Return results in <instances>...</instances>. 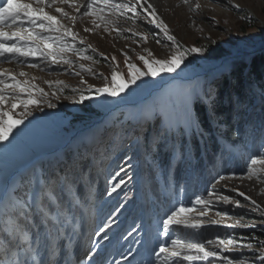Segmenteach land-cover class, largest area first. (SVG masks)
<instances>
[{"label": "rangeland", "instance_id": "1", "mask_svg": "<svg viewBox=\"0 0 264 264\" xmlns=\"http://www.w3.org/2000/svg\"><path fill=\"white\" fill-rule=\"evenodd\" d=\"M162 2L158 11L163 15L170 34L174 35L185 48L205 45L221 47L229 52L228 59L233 60L249 58L264 52V0H190V5H185L182 0ZM196 3L201 7L195 13L190 12L189 7H194ZM232 5L238 7L233 8ZM56 6L62 7L70 15H77L75 9L68 5H55L45 10L59 17L54 11ZM213 18L215 23L212 22ZM91 20V17H80L74 25L70 21L64 23L73 26V30L85 39L86 44L97 50L92 53L89 49L87 54L94 56L98 63L82 60L72 53L68 54V58L74 62L73 71H65L67 65L54 66L59 69L57 71H41L15 63L0 62V70L6 69L16 74L20 80L30 79L48 93L41 101L40 108L33 107L32 115L9 135L8 141L4 142L8 144V148L5 149L4 144H0V191L9 186L8 180H11V175L28 171L32 174V179L34 175L49 174L57 170H66L77 178L83 174L91 177L90 188L87 187L89 184H83L82 195L86 199L78 205L81 212H84V231L88 230V234L83 246L72 259L75 264H88L86 256L90 251L92 263L105 258L114 264L117 262L135 264V257L140 258L138 252L140 242L137 241L143 238V229L148 228L158 239V232L162 226L161 219L173 208L180 205L190 206L198 196L214 202L213 209L203 218L204 220L219 219L215 216L216 210L228 211L237 218L244 216V223L255 222L256 227L228 229L208 225L199 235L177 228L171 233L174 237L203 241L217 236L238 239L243 233L237 232L264 229V217L259 213H252L249 208H234L232 205L215 203L216 197L208 196L219 176L234 173L239 177L246 173L251 158L264 156V128L259 129V126L254 128L246 122L250 133L245 135L244 132L243 140L235 142V146L227 144L228 149H224L222 140L220 144L222 152L217 155L216 164L204 165L203 161L195 158L193 144L194 140L195 144L202 146V138L185 123L187 116L191 114L188 103L191 98L189 96L186 99L185 93L193 92L202 96L204 88L212 93L215 85L221 81L223 64L208 63L199 55L190 54L175 73L162 74L155 81L146 78L147 83L139 81L140 87L133 85L115 99L96 98L95 92L89 89L94 90L104 86L106 82L110 83L113 68L122 74V78H127L128 70L125 58L121 55L122 51L130 57L129 62L135 63L143 70V64L137 56L147 57L144 49L150 50L154 58L161 60L167 59L173 49L163 33L150 25L144 24L138 29L148 30L151 34L147 43L141 42L137 46L130 39L117 37L114 32L106 33L102 28L86 33L84 28L92 27ZM140 23L143 24V21ZM127 35L129 34L125 33V36ZM101 53L109 57V60L104 61ZM112 56L116 57L115 63L111 62ZM81 65L101 75L97 77L87 71L81 72L79 76L75 75L74 72L80 71ZM21 71L26 72L27 77H20L18 74ZM82 78L85 80L84 84L80 83ZM57 80L62 81L63 85H57L55 83ZM48 82H52L51 87ZM251 89L259 93L258 87ZM54 91L57 92L56 96H52ZM81 94L92 98L82 104L77 103ZM192 96L196 99L195 95ZM49 102L54 103L56 107L49 108L47 106ZM9 107V104L4 105L6 111ZM251 107L245 105L243 109L245 111ZM20 111L22 109L17 108L15 113L11 114L15 118ZM83 111L84 114L90 113L88 117L81 115ZM98 116L99 123L78 130L80 126L84 128L95 123L98 119L93 122V117ZM76 118L79 123L72 125ZM121 129L126 135L122 137V142H114V130ZM165 130H168L167 137L164 136ZM157 133H160L159 141L156 140ZM63 149L71 150L72 160L66 161L62 156L47 163L49 156ZM128 157L131 159L125 162ZM21 165L25 167L20 168ZM121 166L124 171H120ZM256 167L261 169L260 180L255 177L252 180L238 178L224 180L216 184L217 193L235 196L229 189L236 188L250 196L260 204L261 209H264V165L258 164ZM117 172L119 176L115 175ZM149 175H152L151 182V178H147ZM121 179L126 183L109 196L107 193L110 185ZM153 183L156 186L151 189ZM157 187L162 203L154 201L151 195L145 198L144 194V202L148 208L142 205L140 200L134 203L137 191L142 189L151 193L155 192L153 190ZM239 199L243 201V197ZM243 202L247 204L246 201ZM187 215L198 216V213L193 211ZM221 223L227 224L232 221L225 219ZM100 228H104L105 231L96 236L95 232ZM105 232L109 238L107 240L103 239ZM129 232H132L131 236H128ZM250 242L253 244V250L259 253L260 246L256 244L255 239ZM3 243V240H0V245ZM156 247L154 244V248ZM225 255L236 258L239 264H248L253 259L252 252L246 249ZM153 259V264H157L155 256ZM4 260L3 249L0 248V262L3 263ZM143 264H147L146 260ZM177 264L181 262L177 261ZM255 264L260 262L257 260Z\"/></svg>", "mask_w": 264, "mask_h": 264}, {"label": "snow or ice", "instance_id": "2", "mask_svg": "<svg viewBox=\"0 0 264 264\" xmlns=\"http://www.w3.org/2000/svg\"><path fill=\"white\" fill-rule=\"evenodd\" d=\"M182 3L190 5V0H182ZM55 5H68L75 9L77 15H70L59 6L54 8L59 17L49 14L45 10L53 8ZM200 7L201 5L196 3L194 7H189V11L195 13ZM232 7L238 6L232 5ZM80 17L92 18V27L84 28L86 33H92L102 28L106 33L114 32L117 37L130 39L137 46L141 42L147 43L151 34L148 30L138 31V29L142 28L144 24L150 25L163 33L173 49L168 58L163 60L154 58L150 50L144 49L147 57L145 55L137 56V59L143 64V70L135 63L129 62L130 57L122 51L121 55L125 58L128 70L127 78H122V74L113 68L110 83L106 82L104 86L94 90L89 89V91L95 92L96 98L115 99L133 85L140 87L139 81L147 83V79L155 81L162 74L175 73L190 54L200 55L204 51L202 47H183L175 36L170 34L168 25L158 16L156 8L149 0H79V2L77 0H0V62L15 63L41 71H57L59 69L54 66L67 65V69L64 70L73 71L74 62L68 58V54L72 53L82 60L98 63L99 61L94 56L87 54L89 49L92 53L97 50L91 45H87L85 39L73 30V26L64 23V21H70L74 25ZM141 21L143 24L140 23ZM212 22L215 23L214 18ZM122 24L126 26L122 27ZM125 33L129 35L125 36ZM78 45H84V47ZM100 55L104 61L109 60V57L103 53ZM111 62H116L115 56L111 57ZM83 71L97 77L101 75L94 73L91 68L85 69L82 65L80 71H75L74 74L79 76ZM18 75L27 77L28 74L21 71ZM55 83L63 85V82L59 80ZM80 83L84 84L85 80L82 78ZM48 84L51 87L52 82H48ZM56 95L57 92H52V96ZM192 95H195L196 99L204 105L211 123L215 117L212 93L203 91L202 96L193 92L185 93L186 99ZM47 96L48 93L32 80L27 78L20 80L16 74L8 72L6 69L0 70V144L8 141L13 130L32 115V108L39 109L41 101ZM91 98L89 95L81 94L76 102L82 104ZM5 104L10 105L7 111L4 109ZM47 106L49 108L56 107L51 102ZM17 108H21L22 111L14 118L11 113H15ZM185 110L187 112V104H185ZM185 123L189 128L199 124V118L194 114V110L187 116ZM124 135L126 133L122 129L114 130V142H122ZM167 135L168 130H165L164 136L167 137ZM159 138L160 133H157L156 140L159 141ZM4 148L7 149L8 144H4ZM130 159V157L126 158L125 162ZM258 164L264 165V156L251 158L246 173L239 177L234 173L228 176H219L215 184L212 185V190L208 192V196H215V203L232 205L234 208H249L250 212L259 213L261 217H264V209H261L260 204L244 192L231 188L229 191L234 192L235 196H230L220 195L216 191V184L224 180L233 178L252 180L254 177L260 180L261 169L256 167ZM120 171H124L122 166ZM115 175L119 176V172ZM82 179V176L77 178L66 170H57L49 174L34 175L30 183L22 190L17 189L13 184L0 191V240L4 242L0 248L3 249L5 257L3 264H72V248L75 246L77 250L79 249V239L83 235L76 226L79 215L78 205L86 199L82 195L84 185L78 183V180ZM125 183L121 179L117 183L111 184L107 194L111 196ZM87 187L90 188V184ZM88 196H91L90 192ZM239 197H243V201H246L247 204ZM213 206L212 200L198 196L190 206L180 205L173 208L161 219L162 226L158 232L157 247L153 249L157 264H177V261L181 264H196V262L239 264L236 258L225 255V253H234L240 249L252 252L253 259L248 264H255L257 260L260 264H264V240L260 241L259 253L253 250V244L250 242L256 239L255 234L247 237L241 235L238 239L217 236L207 241L186 240L171 235L177 228L199 235L208 225L228 229H254L256 227L255 222L244 223V216L237 218L228 211L216 210L215 216L219 219L204 220L203 218L208 216ZM193 211H196L198 216L187 215ZM83 219L81 215V226ZM225 219L232 223L222 224L221 222ZM69 225H71V229H69ZM104 231V228H100L95 232V235L99 236ZM131 235L132 232H129L128 236ZM103 239H109L106 232ZM129 255H131V251ZM151 255L147 264H153ZM86 259L88 264H92V251L87 254Z\"/></svg>", "mask_w": 264, "mask_h": 264}, {"label": "trees", "instance_id": "3", "mask_svg": "<svg viewBox=\"0 0 264 264\" xmlns=\"http://www.w3.org/2000/svg\"><path fill=\"white\" fill-rule=\"evenodd\" d=\"M204 51L199 55L200 58L205 62L222 63V76L221 81L215 85L213 90L214 103L212 107L215 111V117L209 122L208 113L206 112L204 105L193 96H190L191 100H188L190 105L189 109L191 114L193 113L199 118V124L193 127V132L200 135L202 138V146L199 144H194V150L196 152L195 158L204 162L205 164H216L215 159L217 155L222 152V144L224 149H228L227 144L231 143L235 146V142L243 140L242 135L250 133L248 131V124L253 125L254 128L259 126V129L264 128V52L252 57H243L238 60L228 59L230 56L229 52L221 47H213L211 45H205L202 47ZM228 59V60H227ZM251 87L259 88V93H257ZM245 88L247 90H245ZM203 91H208L207 89H202ZM256 99V102L254 100ZM251 107L244 111V107ZM90 113H85L83 111V116ZM78 117V116H77ZM245 117V118H244ZM98 117H93V122L97 120ZM245 120H244V119ZM72 125L79 123V120L74 119ZM245 122V123H244ZM88 126V125H87ZM263 126V127H261ZM75 128V126H73ZM85 127H79L78 130H83ZM73 132V131H72ZM149 146L150 144L147 143ZM68 148V147H67ZM69 152V153H68ZM64 156L66 161L72 160L71 150L63 149L61 152L55 155L49 156L48 162L52 160H57L58 158ZM58 162V161H57ZM43 164V163H42ZM202 164V163H201ZM149 175L147 178H151ZM83 179L78 180L79 184H90L91 177L82 175ZM85 177V178H84ZM79 178V177H78ZM32 180V174L28 172L22 174L14 175L9 185H15L17 189H23ZM153 179H150V182ZM149 182V181H148ZM151 186L153 189L156 185ZM140 191L141 193V204L147 206L144 202V197L152 196L154 201L162 203L159 188H155L153 191L149 192ZM148 202V200L146 201ZM164 202L167 204L166 199ZM139 210L140 208L137 207ZM81 210L79 209V212ZM243 233L244 236H250L255 234V242L260 246V241L264 240V229L259 230H247V232H237Z\"/></svg>", "mask_w": 264, "mask_h": 264}, {"label": "bare ground", "instance_id": "4", "mask_svg": "<svg viewBox=\"0 0 264 264\" xmlns=\"http://www.w3.org/2000/svg\"><path fill=\"white\" fill-rule=\"evenodd\" d=\"M164 1V0H163ZM149 2L156 8V10H157V14H158V16L162 19V20H164L163 19V15L161 14V12H159L158 11V8H159V6H161L162 5V0H149ZM160 9V8H159ZM163 10V9H162ZM165 22V21H164Z\"/></svg>", "mask_w": 264, "mask_h": 264}, {"label": "water", "instance_id": "5", "mask_svg": "<svg viewBox=\"0 0 264 264\" xmlns=\"http://www.w3.org/2000/svg\"><path fill=\"white\" fill-rule=\"evenodd\" d=\"M102 120V119H101ZM100 120L98 119L95 123H91L89 126L85 127V129L90 128L91 126L95 125L96 123H99ZM60 152V151H59Z\"/></svg>", "mask_w": 264, "mask_h": 264}]
</instances>
